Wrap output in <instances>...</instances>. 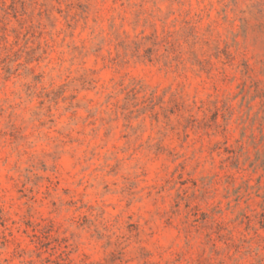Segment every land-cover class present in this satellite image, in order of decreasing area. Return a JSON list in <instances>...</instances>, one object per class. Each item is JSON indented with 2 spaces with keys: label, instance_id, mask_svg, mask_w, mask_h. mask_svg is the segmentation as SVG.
I'll return each mask as SVG.
<instances>
[{
  "label": "rangeland",
  "instance_id": "374dc122",
  "mask_svg": "<svg viewBox=\"0 0 264 264\" xmlns=\"http://www.w3.org/2000/svg\"><path fill=\"white\" fill-rule=\"evenodd\" d=\"M0 264H264V0H0Z\"/></svg>",
  "mask_w": 264,
  "mask_h": 264
}]
</instances>
